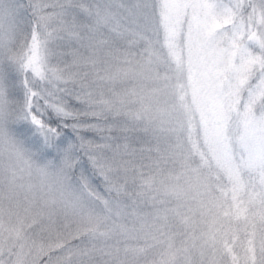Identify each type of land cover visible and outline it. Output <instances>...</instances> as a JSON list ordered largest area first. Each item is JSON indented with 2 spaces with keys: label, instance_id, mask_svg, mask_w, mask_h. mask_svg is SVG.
<instances>
[{
  "label": "snow or ice",
  "instance_id": "6c2138e0",
  "mask_svg": "<svg viewBox=\"0 0 264 264\" xmlns=\"http://www.w3.org/2000/svg\"><path fill=\"white\" fill-rule=\"evenodd\" d=\"M0 264H264V0H0Z\"/></svg>",
  "mask_w": 264,
  "mask_h": 264
}]
</instances>
